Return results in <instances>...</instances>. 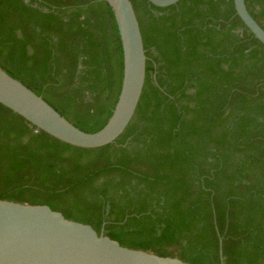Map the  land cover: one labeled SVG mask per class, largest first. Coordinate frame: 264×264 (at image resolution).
<instances>
[{"label":"trees","instance_id":"obj_1","mask_svg":"<svg viewBox=\"0 0 264 264\" xmlns=\"http://www.w3.org/2000/svg\"><path fill=\"white\" fill-rule=\"evenodd\" d=\"M145 78L119 136L78 147L0 104V199L45 204L120 245L189 264H264V44L233 0H130ZM264 29V0H244ZM0 67L81 130L116 104L105 0H0Z\"/></svg>","mask_w":264,"mask_h":264},{"label":"water","instance_id":"obj_2","mask_svg":"<svg viewBox=\"0 0 264 264\" xmlns=\"http://www.w3.org/2000/svg\"><path fill=\"white\" fill-rule=\"evenodd\" d=\"M120 36L123 74L110 117L95 132L79 129L41 96L0 67V104L23 117L36 130L78 147H99L114 141L131 120L139 101L145 61L139 23L130 0H105ZM165 7L178 0H148ZM236 14L264 44V29L248 12L244 0H233ZM219 239V258L223 264ZM0 264H189L120 245L91 225L65 218L45 204L0 199Z\"/></svg>","mask_w":264,"mask_h":264}]
</instances>
